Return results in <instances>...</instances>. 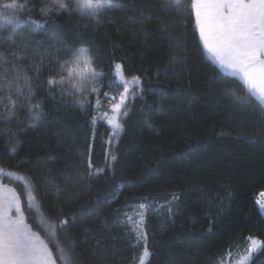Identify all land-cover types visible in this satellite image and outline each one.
<instances>
[{
	"label": "trees",
	"instance_id": "obj_1",
	"mask_svg": "<svg viewBox=\"0 0 264 264\" xmlns=\"http://www.w3.org/2000/svg\"><path fill=\"white\" fill-rule=\"evenodd\" d=\"M10 2L0 0V13ZM98 2L125 7L102 10L99 23L80 15L52 14L62 26L64 43L50 24L32 23L48 19L39 10L53 7L54 0H27L35 10L22 14L21 22L25 31L35 30L30 40L17 34L13 44L8 39L12 26L0 28L4 67L17 64L26 69L49 113L36 128H28L33 121L23 111L18 112L19 120H0V167L32 173L42 182L41 191L49 193L42 212L51 222L73 218L68 231L82 264H139L142 247L131 229L139 204L153 202L163 207L147 212L151 255L145 264L227 262L247 245L249 236L264 240V215L256 203V195L264 191V109L255 96L251 106L241 103L239 97L252 94L207 56L187 9L162 6L161 0ZM36 40L43 43L37 45ZM177 41L183 45L180 52ZM78 48L89 49L92 66L105 73L95 85L98 94L90 97L93 105L100 100L99 108L89 113L97 116L94 124L83 118L70 97L62 100L59 89L55 99L46 94L47 79L66 76L59 65ZM181 55L183 67L173 70L170 57ZM117 63L124 65L126 76L142 80L135 89L140 96L129 102V116L120 121L125 131L118 142L100 112L109 104L105 92L117 97L121 92L114 73ZM64 91H71L70 85ZM18 128L27 131L19 133L18 153L11 155L16 139H10V133ZM87 144L92 146L94 168L105 169L91 178L87 157L78 151ZM106 150L118 157L111 169ZM20 160L31 162L17 167ZM3 182L20 190L21 182L7 176ZM169 213L172 219L161 231ZM118 215L132 221L121 224ZM209 216L216 221L210 233Z\"/></svg>",
	"mask_w": 264,
	"mask_h": 264
},
{
	"label": "snow or ice",
	"instance_id": "obj_2",
	"mask_svg": "<svg viewBox=\"0 0 264 264\" xmlns=\"http://www.w3.org/2000/svg\"><path fill=\"white\" fill-rule=\"evenodd\" d=\"M161 2L162 6L179 5L181 7L177 11L187 9L190 16L194 15L195 26L204 49L220 68L238 75L247 86L248 92L252 94L239 97L241 103L251 106L253 104L252 96H255L258 98L259 106L264 109V0H188V3H184V0H161ZM123 7L125 5L98 2V0H54L53 7L39 10L40 14L48 19L32 20V23L36 25L50 24L60 37V43H64L61 35L62 26L57 23L53 13L67 14L69 17L80 15L94 19L99 23V14L102 10ZM34 10L35 6L30 8L27 0L25 3L11 0L10 3L4 5V11L0 13V28L12 26V35L8 39L13 44L16 43L13 36L17 34L25 41L30 40L33 36L35 30L25 31L21 15ZM28 19L32 18L29 16ZM34 43L39 45L43 42L36 40ZM24 47L27 48L28 44L26 43ZM175 48L177 52H180L183 45L177 41ZM88 53L89 49L78 48L69 60L61 63L60 71L67 75L60 79L49 77L46 94L55 99L56 90L59 89L62 100L65 96L70 97L72 105L79 108L83 118L94 124L97 116H90L89 113L99 108L100 100L97 98L93 105L90 97L94 93L98 94L95 85L105 73L95 70L92 66L93 59ZM2 57L3 54L0 53V105L4 106V112L0 113V120L10 121L14 117L19 120L18 112L23 111L33 121L28 125V128H36L41 122H46L49 116V113L44 110V101L37 98V90L33 88L31 77L27 75L26 69L17 64H13L11 68L4 67ZM170 63L173 70L177 66L182 68L183 56L170 57ZM123 68V64H115V69L118 72ZM120 80L123 91L119 93L118 97H109L106 92L104 93L111 114L106 111L101 117L111 126L117 142L125 131L124 125L120 121L129 116V111L125 109L130 107V101H134L140 96V93L135 89L142 86L139 75L126 79L121 74ZM65 85H70L71 91L65 92ZM24 131L27 129L18 128L10 133V139H16V146L9 150L11 155L18 153V135ZM59 142L61 141L58 139ZM111 143L112 140H109L108 144L111 145ZM78 151L80 155L87 157L86 165L90 178L105 171L103 168H94L90 144ZM30 162V160H20L17 167H23ZM105 162L111 169L112 165L118 162V157L111 155L110 150H106ZM4 176L21 182L20 190L5 184ZM42 187V182L35 180L32 173L5 171L3 167H0V264H58V262L59 264H82L79 253L74 249L73 238L68 231L73 227V218L65 217L56 223L51 222L42 212L44 199L49 194L47 191H41ZM59 195V190H57L56 196L59 197ZM229 198H231V194H229ZM173 199H179V197L174 196ZM138 207V219L133 222L134 226L131 231L135 233L136 243L142 247L139 264H145V259L151 255L146 231L147 212L149 208L156 211L163 205L154 204V202L140 203ZM260 207L264 208V200L260 201ZM26 209L33 213L31 217ZM171 219L172 214L169 213L161 222V231L165 230L168 226L167 221ZM117 220L121 224H125L132 221V217L128 216L125 220L118 215ZM208 221V232L210 233L216 221L210 216ZM103 227L107 231H111L110 225L104 224ZM42 232L46 235H42ZM237 255L238 259L235 264H264V240L249 236L248 247L244 249L243 254L238 253ZM133 260L135 261V257Z\"/></svg>",
	"mask_w": 264,
	"mask_h": 264
},
{
	"label": "rangeland",
	"instance_id": "obj_3",
	"mask_svg": "<svg viewBox=\"0 0 264 264\" xmlns=\"http://www.w3.org/2000/svg\"><path fill=\"white\" fill-rule=\"evenodd\" d=\"M201 41V40H200ZM201 44H202V46H203V42L201 41ZM204 48V47H203ZM205 50V53L207 54V56L220 68V66L217 64V62L210 56V54L207 52V50L206 49H204ZM224 73H227V74H229V75H232V76H236V77H238L239 78V76L238 75H234V74H232V73H230V72H226L224 69H222V68H220ZM114 73H115V76H116V79H117V81L119 82V83H122V81L120 80V76H121V74H123L124 75V77L126 78V79H130L131 77H129V76H126L125 74H124V72H123V69L121 70V71H117L116 69H114ZM240 79V78H239ZM241 80V79H240ZM242 81V80H241ZM243 82V81H242ZM244 83V82H243ZM246 86V85H245ZM246 88H247V86H246ZM121 91H123V87L121 88ZM111 96H116L117 97V95H109V97H111ZM257 98V97H256ZM258 99V98H257ZM101 111V114H103V112H109V114H111V109H110V106H109V104H108V107L107 108H105V109H100ZM261 200H264V191H261L260 193H258V195H256V203H257V205H258V207H259V210H260V212L264 215V208H261L260 207V201ZM254 237H256V236H254ZM258 238V237H257ZM260 239V238H259ZM248 247V243H247V245L241 250V251H239V252H237V253H234L233 254V256L231 257V259H229L227 262H222V263H220V264H235V261H236V259H238V253L239 254H243V251H244V249H246ZM147 259V258H146ZM146 259H145V261H146Z\"/></svg>",
	"mask_w": 264,
	"mask_h": 264
},
{
	"label": "crops",
	"instance_id": "obj_4",
	"mask_svg": "<svg viewBox=\"0 0 264 264\" xmlns=\"http://www.w3.org/2000/svg\"><path fill=\"white\" fill-rule=\"evenodd\" d=\"M231 73V72H230ZM240 78V77H239Z\"/></svg>",
	"mask_w": 264,
	"mask_h": 264
}]
</instances>
